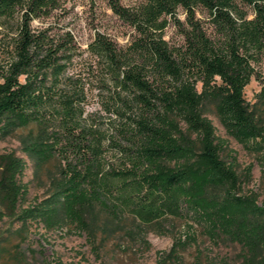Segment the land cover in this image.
Returning a JSON list of instances; mask_svg holds the SVG:
<instances>
[{"label": "trees", "instance_id": "1", "mask_svg": "<svg viewBox=\"0 0 264 264\" xmlns=\"http://www.w3.org/2000/svg\"><path fill=\"white\" fill-rule=\"evenodd\" d=\"M105 1L134 30L125 46L95 31L82 48L70 30L34 26L58 0H0V140L20 130L24 155L0 151V220L18 224L0 236V258L3 239L25 240L34 223L71 225L96 250L129 221L140 230L192 212L212 238L241 245L239 264H264V201L242 193L236 157L205 114L264 147V82L255 102L244 96L262 79L264 0ZM170 22L182 41L165 38ZM24 157L46 178L33 201ZM187 241L175 238L155 264H184ZM25 258L18 250L15 264Z\"/></svg>", "mask_w": 264, "mask_h": 264}, {"label": "rangeland", "instance_id": "2", "mask_svg": "<svg viewBox=\"0 0 264 264\" xmlns=\"http://www.w3.org/2000/svg\"><path fill=\"white\" fill-rule=\"evenodd\" d=\"M128 7H133L143 0H120ZM59 6L51 16L35 20L34 26L53 24L57 28L70 30L78 44L84 48L95 31L106 33L118 46H125L131 39L133 28L113 13L105 0H58ZM179 16L184 19L180 8ZM199 16L207 24L205 13ZM164 36L170 42L182 41V35L170 22L165 28ZM259 76L251 78L244 88V96L250 102L256 101V93L264 82V58L256 65ZM264 116V104L261 105ZM205 114L213 122L216 135L224 143V154L236 157V168L243 179L242 193H254L257 202L264 201V147H257L259 139L246 144L230 136L220 123L212 109ZM17 131L13 136L0 140V151L15 150L24 156L20 149ZM262 142V141H261ZM26 159V168L21 181L27 185L28 201L42 196L45 190L44 175H35L31 161ZM230 160V158H229ZM251 166L246 176V168ZM130 222V221H129ZM126 223L124 229L118 230L109 238L100 241L98 249L92 248L84 232L71 225H64L55 230H46L42 224H31L25 240L16 234L3 239L7 251L0 258V263L15 264V254L24 250L26 258L22 264H155L160 255L168 252L173 240L178 236L188 238L185 248L180 250L184 264H239L241 245L223 237L212 238L207 233L208 223L198 219L192 212L179 216H166L159 223L143 224L141 229ZM7 218L0 220V236L7 234L11 227ZM17 223L12 224L16 228ZM127 228L130 232H127ZM4 234V235H3Z\"/></svg>", "mask_w": 264, "mask_h": 264}]
</instances>
